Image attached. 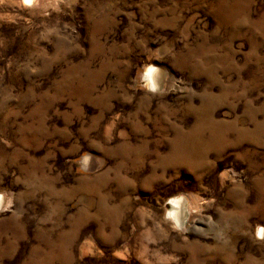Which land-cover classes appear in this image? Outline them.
<instances>
[{
  "label": "rangeland",
  "instance_id": "1",
  "mask_svg": "<svg viewBox=\"0 0 264 264\" xmlns=\"http://www.w3.org/2000/svg\"><path fill=\"white\" fill-rule=\"evenodd\" d=\"M0 264H264V0H0Z\"/></svg>",
  "mask_w": 264,
  "mask_h": 264
},
{
  "label": "bare ground",
  "instance_id": "2",
  "mask_svg": "<svg viewBox=\"0 0 264 264\" xmlns=\"http://www.w3.org/2000/svg\"><path fill=\"white\" fill-rule=\"evenodd\" d=\"M161 74H162L161 71H158L155 68H153V66L149 65L144 72V79L146 81V84L150 88H156L158 82L162 81L163 74L162 75ZM185 197L175 196V197L170 198L168 201L170 205L169 214L171 216V219H173L175 223H179V225L180 223L183 224L186 221V218H188L190 214V210H191V209L190 210L188 209V206H187L188 201Z\"/></svg>",
  "mask_w": 264,
  "mask_h": 264
},
{
  "label": "snow or ice",
  "instance_id": "3",
  "mask_svg": "<svg viewBox=\"0 0 264 264\" xmlns=\"http://www.w3.org/2000/svg\"><path fill=\"white\" fill-rule=\"evenodd\" d=\"M25 2H27V0H25Z\"/></svg>",
  "mask_w": 264,
  "mask_h": 264
}]
</instances>
